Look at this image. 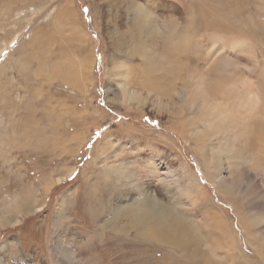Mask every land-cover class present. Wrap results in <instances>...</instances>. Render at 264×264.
I'll use <instances>...</instances> for the list:
<instances>
[{
	"label": "rangeland",
	"instance_id": "1",
	"mask_svg": "<svg viewBox=\"0 0 264 264\" xmlns=\"http://www.w3.org/2000/svg\"><path fill=\"white\" fill-rule=\"evenodd\" d=\"M118 2L0 0V264H191L136 236L95 238L90 204L107 200V215L145 194L197 226L211 207L222 215L232 234L205 264H264V138L254 129L264 115L229 101L237 129L205 134L193 91L198 78L227 75L220 55L264 103V0ZM130 2L169 47L178 33L174 76L156 30L133 33ZM66 68L78 84L63 80ZM220 179L235 184L231 196Z\"/></svg>",
	"mask_w": 264,
	"mask_h": 264
},
{
	"label": "bare ground",
	"instance_id": "2",
	"mask_svg": "<svg viewBox=\"0 0 264 264\" xmlns=\"http://www.w3.org/2000/svg\"><path fill=\"white\" fill-rule=\"evenodd\" d=\"M104 2L107 3L106 1ZM130 3L133 7V11L136 12V16H134L133 18L139 22V24L134 26V29L131 28L133 29V33L135 34L137 32L139 34H136V36H140L141 33L143 34L144 32L146 34H150V31L152 29H154L155 32V20L152 17H149L144 12H138L141 9L136 3ZM134 7H136L135 10ZM63 8H61L59 12L65 13V8ZM118 13L122 15V12ZM131 22L133 23V21L130 20V24ZM172 22L173 21H171V23ZM156 34L150 35L152 36L150 40L152 42L153 40H157L158 42H160L161 47L159 48L160 51H158V53L165 63L168 64L170 62L172 64V68H170L169 71L174 76L178 68L179 53L177 49L179 50V47L177 41L179 40H177V38H179V35L177 32H174L172 34V39L174 40L175 44L169 47L167 45L166 39L164 37H161L160 32L156 30ZM187 45L189 46V44ZM188 46L187 49H189L191 45L189 47ZM142 58L145 61H148L149 57L144 55ZM218 61V63L220 64L219 70H221V72L227 73L225 77L221 76L218 79H210L205 82L203 79L198 78L197 82L193 84L195 85V89L193 90L195 94L194 97L196 100H198V107L202 118L201 120L203 121V124L206 128L205 134H207L208 132L215 134L216 131H219L220 129L221 133L225 134L228 132V129L231 131L237 129L236 125L238 122L234 118L233 113H231V111L229 110V101H237L238 107H242L243 102H245L247 103L248 110H250L253 115H264V103H262V99L260 96L254 94V88L253 85L250 84L251 82H246L245 80L247 79H244L245 82L243 81V77L238 74L239 71L236 73V71L233 70L234 64H231L229 62V58L219 55ZM149 63L150 62H148V64ZM66 69L68 70L63 74L68 75L65 76L63 80L67 82V80L70 81L71 78V81L74 82L73 76L71 77L72 71L70 69L72 68ZM145 71L146 70H143L142 72L138 73V83L141 81V79H145ZM76 72H78V70ZM163 73H167L166 67H164ZM147 79L148 74L145 81ZM78 81L79 78L74 83L77 82L78 84ZM207 83L210 84L209 89H204L202 86H206ZM214 93L223 94L226 96V98L223 99V101H220L216 97H213ZM261 128L262 126L257 122L254 123V129L258 130L261 138H264V130H262ZM237 132L238 131L234 132L233 134L235 137H237ZM252 138L250 137L247 139V143H249L250 146L253 143ZM130 174L131 173H128L127 171L118 170V175L124 180L130 178ZM208 174H210V172ZM232 185L235 184H231L230 180L226 181L225 179H220V190L225 194V196H231L234 192ZM104 188L106 189V187ZM104 201L107 200L101 199L100 202H98V205L90 204V207H88V212L92 216L91 223H95V226H99L98 233L96 230H94L95 238L100 240L107 237L108 240L111 241L110 243H112L114 246H116L119 241L125 240L129 236H136L135 241L139 239L138 241L156 242L159 245L167 247L171 252H173L174 250L176 254L175 256L184 258L191 264H205L210 260V258L207 257V253L211 254V251L208 250L210 249L212 243L217 241L221 244L229 238L230 234H232L230 233L229 224L223 220L222 215L216 209H213V207L207 209L204 212V217H202L203 224L198 225V227L196 225L197 222L193 219L194 217L189 213L174 208L175 205L168 204L169 202L158 201V199L148 194H145V197L133 201L132 204L113 203L111 205L112 209L107 215V202ZM31 206L34 205L29 202V204L25 208L19 210L28 213L32 210ZM91 228L93 229V226ZM104 234L105 237H103ZM122 236L124 238H122ZM87 237L88 238L85 237L86 242H91V240H93V238H91V235H88ZM130 240L128 241V244H131V242L134 241V239L131 241ZM167 250H165L164 248H160V251L164 252L162 254H166Z\"/></svg>",
	"mask_w": 264,
	"mask_h": 264
}]
</instances>
